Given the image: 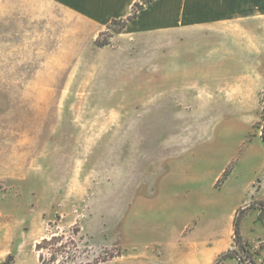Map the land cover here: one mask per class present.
I'll return each instance as SVG.
<instances>
[{
    "label": "rangeland",
    "instance_id": "obj_1",
    "mask_svg": "<svg viewBox=\"0 0 264 264\" xmlns=\"http://www.w3.org/2000/svg\"><path fill=\"white\" fill-rule=\"evenodd\" d=\"M119 26L92 33L46 2L0 0V264H39L35 244L62 233L78 245L62 264L167 236L226 251L235 212L264 200V52L244 67L230 47L260 42L264 20ZM240 234L264 264L259 210Z\"/></svg>",
    "mask_w": 264,
    "mask_h": 264
},
{
    "label": "crops",
    "instance_id": "obj_2",
    "mask_svg": "<svg viewBox=\"0 0 264 264\" xmlns=\"http://www.w3.org/2000/svg\"><path fill=\"white\" fill-rule=\"evenodd\" d=\"M39 1L55 6L70 18L87 22L93 29L92 33H99L112 20L125 19L134 3L139 0ZM254 18L264 20V0H151L135 17L126 22L121 33L164 31L182 34L191 26L222 22L231 24ZM259 35L260 42L258 38L253 39L250 36L245 41L230 46L234 65H255L254 59H259L264 52L263 28ZM173 60H180L181 67H184L182 54ZM152 244H156V250L152 248ZM223 247L224 242L219 239L214 245L206 247L200 236H167L160 240L143 242L127 258L118 256L98 264H214L216 257L224 251Z\"/></svg>",
    "mask_w": 264,
    "mask_h": 264
},
{
    "label": "trees",
    "instance_id": "obj_3",
    "mask_svg": "<svg viewBox=\"0 0 264 264\" xmlns=\"http://www.w3.org/2000/svg\"><path fill=\"white\" fill-rule=\"evenodd\" d=\"M151 0H139L138 2L134 3L132 6V10L130 14L125 19L120 20H112V22L120 23V26L114 30L115 32L119 33L125 27V24L128 20L132 19L136 16L137 12L143 8V6ZM111 22V23H112ZM110 23V24H111ZM106 45V43L99 44ZM261 140L264 144V125L261 129L260 134ZM249 209H257L259 210V217L264 221V200L254 201L248 205H245L239 208L233 218V241H234V248L228 249L226 251L221 252L217 258L215 259L214 264H220L226 258H235L238 261V264H244L245 261H249L250 264H254L253 260L251 259L250 252L248 249V244L242 239L240 234V223L242 216L244 213ZM79 231L78 228L73 230L75 234ZM69 243L73 245L74 249L70 252L67 251L66 248L69 246ZM35 251L38 254V263L39 264H62V261L59 260V256L62 257L64 260L74 261L76 258V254L78 252V245L72 238H66L65 234H54L48 237H43L35 244ZM48 253V259L45 260V254ZM105 258H97L92 262L86 264H98L99 262L105 261Z\"/></svg>",
    "mask_w": 264,
    "mask_h": 264
}]
</instances>
